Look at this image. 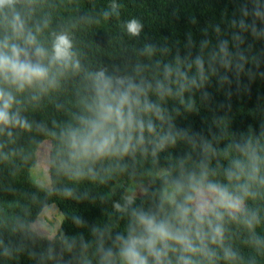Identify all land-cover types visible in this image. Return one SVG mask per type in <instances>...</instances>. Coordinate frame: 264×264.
<instances>
[{
	"label": "trees",
	"instance_id": "16d2710c",
	"mask_svg": "<svg viewBox=\"0 0 264 264\" xmlns=\"http://www.w3.org/2000/svg\"><path fill=\"white\" fill-rule=\"evenodd\" d=\"M17 15L23 36L12 29ZM133 19L142 25L138 36L126 30ZM29 32L35 45L24 43ZM61 33L72 40L79 69L53 65L54 86L20 92L0 82L24 122L0 125V264H123L118 237L127 236L133 210L175 222L176 205L195 210L186 197L208 185L240 207H217L220 221L210 211L222 238L206 237L204 252L187 255L196 264H264V0H14L0 8V42L8 37L34 62L35 47L50 53ZM101 69L142 84L141 100L154 109L138 113L143 143L73 160L66 133L87 114L91 74ZM44 139L49 187L30 174ZM135 172L147 182L140 195L127 191ZM50 203L62 217L49 238L32 223ZM179 255L165 259L177 264Z\"/></svg>",
	"mask_w": 264,
	"mask_h": 264
},
{
	"label": "clouds",
	"instance_id": "9594fccd",
	"mask_svg": "<svg viewBox=\"0 0 264 264\" xmlns=\"http://www.w3.org/2000/svg\"><path fill=\"white\" fill-rule=\"evenodd\" d=\"M13 3L14 0H0V8ZM117 7L113 4V11ZM12 29L14 33L23 36L24 24L18 15L14 18ZM141 29L142 25L135 19L126 24V30L131 36H138ZM24 43L35 45L36 38L29 32L24 37ZM72 49L70 37L64 33L57 34L50 53L42 46L35 47L34 54L38 59L34 62L24 47L9 43L8 37H5L0 42V82L15 88L17 92L45 82L54 86L55 76L50 75L53 65L59 68L70 65L76 69L80 67L79 61L74 59ZM45 58L48 59L47 65L43 63ZM197 63L199 64V60ZM91 79L94 97L86 105L87 114L79 117L78 127L70 128L66 133L73 160H97L117 153H127L135 146L134 140L137 144L143 143L145 123L138 113L154 109V105L146 99L143 102L141 100L144 86L133 82L131 78L113 77L101 69L91 74ZM14 103L12 91L0 88V125L24 123L17 113L11 111ZM147 130H153L151 122L147 124ZM208 190L213 196L212 202L201 194L196 210L186 204H177L173 214L175 222L133 210V220L127 236L118 237L119 255L123 264H171L170 260L165 259L169 252L180 253L177 264H196L187 254L204 252L206 237H210L215 243L223 234L222 225L214 224L208 218V213L211 211L215 219L220 221L223 214L216 210L217 207L235 209L239 206L238 201L229 199V194L223 188L208 185ZM192 199L191 196L186 197V201ZM128 203H131V199ZM205 223L209 228L208 233L203 231Z\"/></svg>",
	"mask_w": 264,
	"mask_h": 264
},
{
	"label": "rangeland",
	"instance_id": "374dc122",
	"mask_svg": "<svg viewBox=\"0 0 264 264\" xmlns=\"http://www.w3.org/2000/svg\"><path fill=\"white\" fill-rule=\"evenodd\" d=\"M48 151H49V140L44 139L41 141L36 149L35 153V164L30 168L31 177L39 184L49 187V176L47 172L48 167ZM163 171L160 170V173ZM122 181L120 180L119 185H121ZM147 186V182L145 177L140 173H133L130 178V182L127 185V191L129 189V193L132 195H140L144 191ZM168 187V186H167ZM166 188V187H165ZM228 193V192H227ZM201 194L204 195L205 198L212 202L213 196L209 192L208 188L206 189H198L194 193L192 199V206L196 210L197 204L201 199ZM229 194V199L233 201H238L240 207V200ZM165 197L171 201L173 199V193L171 189H166L164 193ZM228 211H234L237 208H226ZM62 214L55 203H50L45 205L41 212L38 214L34 222L32 223L33 228L47 237H52L55 234L57 226L61 220Z\"/></svg>",
	"mask_w": 264,
	"mask_h": 264
}]
</instances>
